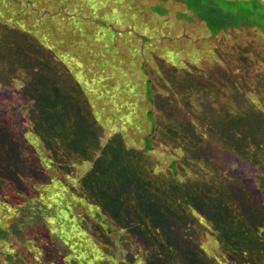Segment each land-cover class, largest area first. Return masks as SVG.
<instances>
[{
  "label": "rangeland",
  "instance_id": "1",
  "mask_svg": "<svg viewBox=\"0 0 264 264\" xmlns=\"http://www.w3.org/2000/svg\"><path fill=\"white\" fill-rule=\"evenodd\" d=\"M235 1L238 2L216 1L212 5L220 15L230 14L232 17L227 22L233 24L238 19L251 24L258 16H264V0ZM195 5V0H0V51L3 53H0V126H5L9 134L16 137L18 148L25 150L27 147L30 152V159L15 168L17 176L7 173L12 167L10 163L3 166L0 189H18L20 182L16 178L19 177L34 194L40 193L38 198L46 201L56 215H65L67 210H78L91 216L103 213L106 226L111 227L112 219L100 208L91 206L89 210L85 201L72 194L64 193L57 202L48 199L51 181L66 179L75 185L73 177L89 172L94 165L82 161L77 168L67 169L69 176L59 175L61 171L52 162V157L57 154L49 155L34 132V124L43 113L36 108L47 106L53 118L61 119L64 131L70 136L75 129H83L79 131L84 132L82 134L88 133L83 139L76 135L72 139L75 145L92 142L94 138L101 145L108 144L109 150L115 144V149L125 159L121 162L123 168L135 170L133 178L126 181L129 184L127 192L132 186L136 196L144 194L145 172L154 170L160 177H166L170 175L169 171L173 172L172 164H181L184 155L176 138L158 129V122L172 123L196 142L199 153L194 151L202 158L197 165L204 167L200 173L202 168L198 166L195 176L187 171L179 182L181 186L185 188L192 179L190 183L194 186L230 193L229 201H233L238 193H250V205L264 210V195L261 196V191L264 192V178L261 177L264 141L257 149L252 143L243 142V149L238 150H245V154L228 150L224 144L227 138L238 139L240 134L223 117L226 111L237 115L242 112L246 113L247 120H257L256 124L264 126V103L260 96L264 94V25L241 26L239 30H229L211 38L205 24L207 19ZM203 11L206 14H202L211 21L209 2L203 4ZM7 38L11 39L10 47L4 46ZM10 52L29 59L27 64L33 69L26 67L22 58L21 61L19 57L8 56ZM169 54L175 57L177 68L187 72L195 67L190 72L198 79L197 86H193L196 95L192 88L189 90L197 100L187 97L185 101L177 94L171 95L159 69L164 62L173 59ZM205 63L208 67L212 64V68H206ZM259 68L263 69L261 74L253 73ZM148 88L154 92L152 99L148 98ZM198 98L201 99L198 101ZM215 107L221 109L216 111ZM151 111L152 118L148 115ZM84 115L86 119H83ZM85 121L90 131L84 129ZM146 135H151L154 141L153 151L145 155L141 149ZM131 148L137 149L135 156L126 154ZM86 149L90 151L92 147ZM93 155L92 151L89 158ZM59 158L66 161L63 152L59 153ZM134 162L140 166H132ZM232 166L237 168L233 171L234 177L227 172ZM111 167L106 173L113 172ZM221 172L225 174L217 177ZM248 173L252 179L246 176ZM109 177L103 188L107 185L106 191L117 192L115 184L123 178L119 175L113 181ZM205 179H215L214 185L204 182ZM171 205L174 212L161 215H175L168 219L166 229L178 233L175 238L178 249L184 248L183 244L189 238L187 245L196 244L195 251H204L209 261L214 258L210 264H228L219 257V251L222 254L224 251L217 240V228L201 218L213 215L211 206L197 211L196 204L189 205L186 201L184 205L177 201ZM242 209H239L241 215H251L250 208L247 213ZM5 219L0 215V223ZM111 229L113 235L121 234L118 229ZM228 229L226 226V232ZM135 244L129 240L126 245L137 252L138 245ZM167 248L174 254L173 248ZM106 253L103 248V264H115L112 256L107 253L111 256L109 259ZM177 260L174 264H180Z\"/></svg>",
  "mask_w": 264,
  "mask_h": 264
},
{
  "label": "trees",
  "instance_id": "2",
  "mask_svg": "<svg viewBox=\"0 0 264 264\" xmlns=\"http://www.w3.org/2000/svg\"><path fill=\"white\" fill-rule=\"evenodd\" d=\"M216 1L219 3L238 2L235 0H195V6L200 8L201 15L204 19H207V23H205L200 18L208 26L211 38H215L229 30H239L241 26L252 28L264 25L262 23L264 20L263 14L258 16V19H255L251 24L245 23L237 17L238 22L234 24L227 22L232 16L226 12L220 15L217 12L218 9L212 5ZM208 2L211 21L208 20L207 15L204 16L202 14L204 12L203 4ZM255 10L256 8L254 9V14ZM166 13L167 11L165 10L164 15ZM194 21L197 22V19L195 18ZM10 45L11 39L7 38L4 46L10 47ZM0 53L3 54L2 51ZM12 55L15 58L19 57L13 52H10L8 56L11 57ZM169 57L173 58V61L164 62L163 66L159 68L163 72V80L169 85L172 96L177 94L186 101L187 97H194L189 88H192L193 94L196 95V89L193 86H197L198 79L190 72L195 67L187 70V72L183 71L176 67L175 57L171 54H169ZM19 58L21 61L23 59L22 62L26 67L33 69L27 64L29 59L26 60L27 58L25 57ZM205 64L206 68L210 66L212 68L213 66L211 64L208 67V64ZM262 70L259 68L258 71L253 73L261 74ZM249 71L252 74V70L250 69ZM246 73L244 72V74ZM251 78L253 80V77ZM151 79L150 77L148 86L151 84ZM179 81H184V83H176ZM258 88L261 89V87ZM148 91V98L152 99L154 92L150 88H148ZM260 96L264 103V94ZM194 99L197 100L195 97ZM200 99L198 98V101ZM208 100L211 99H207V103ZM49 107L52 108L53 106ZM250 107L256 110L253 106ZM38 108L43 113L38 116V120L34 124V132L37 133L38 139L43 143L49 155L57 154L52 157V162L57 167V170L61 171L59 175L69 176L70 171L67 169L77 168L82 161H88L91 162L92 166L94 165L93 167L91 166L92 168L89 172L73 177L72 180L76 182L75 185L66 179L51 181L50 185H48V188H50L47 195L48 199H53L57 202L63 197L64 193L72 194L74 197L85 201L89 210L96 206L100 208L106 217L112 219L111 227L118 229L121 234L113 235L111 227L106 226L107 222L103 213H94L91 216L88 213L81 214L78 210H74L75 212L67 210L64 211L65 215H56L48 208L46 201L38 198L40 195L38 190L36 191L39 194H34L31 187H25L20 178L17 177L16 179L20 182L18 189L12 187L5 190L3 188L0 189V215L6 218L5 221L3 220L4 222L0 223V264H103L105 263V256H101L103 248L112 256L115 264H136L137 261H141L143 264H174L177 258L180 264H210L214 258L209 261L204 251H195L194 245L196 244L187 245L189 238L183 244L185 247L179 250L176 246L177 243H175L178 233L166 229L169 224L168 219L173 218L175 215L161 214L174 212L173 205H171L173 201H177V204L182 205H184L185 201L189 205L191 203L193 205L196 204L197 211L198 208L211 206L210 212H213V215H204L201 218L217 228L219 233L217 240L221 242L220 246L224 251V254L219 251V257L228 264H264V210L257 205H250L252 200L250 193L233 194V201H229L230 193L218 188L209 190L208 187L204 188L201 185L194 186L190 183L192 179L188 181L189 183L185 188L179 184L187 171L193 173L194 176L197 175L198 166L202 168L200 173L204 171L202 165H197V161L202 160L198 156V145L194 140L188 138V134L183 129H179L172 123L163 125L158 122L160 131H166L171 137L176 138L177 143H179L177 146L183 151L184 157L181 164H172L173 172L168 169L170 175L161 176L162 179L159 172H155L151 168L152 166H148L153 171L145 172L147 179L144 187L146 189H144V194H137L136 196L132 186L131 190L127 192L129 184L126 182L133 178L135 170L123 168L121 162L125 159L117 152L115 144L109 150L108 144L101 145L98 139L94 138L92 142L87 141L85 143L84 141L82 145H75V140L73 141L72 139L76 135L83 139L87 137L88 133L82 134L84 132L79 131L83 129L79 128V131L75 129L76 132L70 136L64 131L61 119L53 118L47 106H37L36 109ZM219 109L221 107H215L214 110L219 111ZM209 111H212V109ZM148 115L152 118L153 112H149ZM223 117L225 121L232 123V127L237 129L241 136L238 139L234 137L232 139L227 138L224 144L228 147V150L245 154V150H238L239 148L243 149V142L252 143L255 145V149L260 147V144L264 141V126L262 124L259 126L255 123L257 120H247L246 113L242 112L237 115L226 111ZM84 118L86 119L85 115L83 116ZM92 121L94 122L93 119ZM83 125L85 126L84 129H89L87 121ZM154 126L155 122L153 123ZM163 127L167 129H162ZM153 141L151 135L144 136L145 144L141 152L145 155L148 152H152ZM18 142L16 137H12L9 134L5 126H0V170L4 165L10 163L12 167L7 170V173L14 176H17L15 175V168L17 166L20 167L23 162L30 159L29 149L27 147H25V150L18 148L20 146ZM71 146L75 147L70 149ZM87 146H91L92 149L90 151L87 150ZM136 150V148H131L130 151H126V154L132 153V156H135L138 152ZM92 151L94 155L89 158ZM60 152L64 153L66 161L59 158ZM149 154L148 156L150 157L151 155ZM71 159L73 162H69ZM151 160L155 165H159L157 160L153 158ZM190 161L193 164L191 166L189 165ZM263 164L264 162L262 161V179L264 178ZM109 166H112L111 171L113 172L106 173L110 169ZM132 166L139 167L140 165H135L134 162ZM252 166L256 167V164H252ZM234 170H237V168L232 166L227 172L232 176ZM127 171L130 172L127 173ZM116 174L123 178L115 184L117 187H114V189L117 192L114 190L112 192L106 191L107 185L103 188V183L107 181L109 175L111 176L109 178L114 181L118 177ZM224 174V172H221L217 177H222ZM246 176L252 179L250 173L246 174ZM199 177L201 176L199 175ZM2 181L0 179V185L3 184ZM205 181L214 185L213 181L215 179L210 181L205 179ZM11 184L13 183L11 182ZM261 193V196L264 195V192L261 191ZM242 202L245 203L241 204ZM249 208L251 215H241L239 213V209L247 213ZM102 218H104V221H101ZM226 226L230 228L228 229L229 232H226ZM129 240L137 243L135 244L138 245L137 252L127 248L126 244H128ZM108 246L110 249H107ZM168 246L174 249V254L171 253L170 248H167ZM167 249L170 253H168ZM107 253L106 255L110 259L111 256Z\"/></svg>",
  "mask_w": 264,
  "mask_h": 264
}]
</instances>
